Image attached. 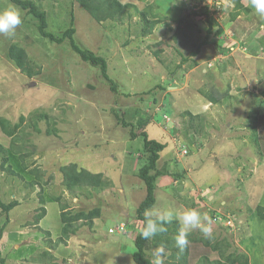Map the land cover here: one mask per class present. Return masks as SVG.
Wrapping results in <instances>:
<instances>
[{
  "label": "rangeland",
  "instance_id": "1",
  "mask_svg": "<svg viewBox=\"0 0 264 264\" xmlns=\"http://www.w3.org/2000/svg\"><path fill=\"white\" fill-rule=\"evenodd\" d=\"M33 1L47 15L48 32L60 36L72 26L76 45L105 59L117 93L68 40L41 37L33 16L0 0V10L15 6L23 19L13 36L0 35V116L20 122L15 147L24 155L22 163L5 147V167L14 175L0 167V200L19 202L0 237L4 264H135L143 140H130V128L118 126L113 110L135 130L140 118L150 117L148 138L166 146L151 209H195L212 221L210 238L191 231L186 263L163 248V264H264V18L247 0L248 11L234 20L230 0H118L120 17L99 23L75 0ZM209 28L208 45L188 58ZM13 45L24 50L31 78L10 59ZM254 123L257 135L240 134ZM69 163L101 173L106 186L68 191L60 168ZM43 194L47 221L58 220L62 205L69 215L98 209L99 217L76 222L79 233L52 246L61 222L48 236V224L43 230L34 222ZM53 197L59 201L48 206ZM5 218L0 210V228ZM121 225L125 233H117ZM156 249L149 240L152 261Z\"/></svg>",
  "mask_w": 264,
  "mask_h": 264
},
{
  "label": "trees",
  "instance_id": "2",
  "mask_svg": "<svg viewBox=\"0 0 264 264\" xmlns=\"http://www.w3.org/2000/svg\"><path fill=\"white\" fill-rule=\"evenodd\" d=\"M11 3L19 7L20 9L26 11L28 15L33 16L37 21V30L41 37L49 40L50 42L61 44L65 40L69 41V44L74 52H76L79 57L85 61L88 62L90 65L94 67H98L102 77L106 81L107 84H109V90L116 94L117 93V86L115 83L108 77L107 75V64L103 57H100L98 55H95L93 52L89 50H83L80 49L73 38V35L75 33V29L71 26L60 36L54 35L53 33L48 32L47 26V15L44 11L40 10L36 3L33 0H9ZM81 7H83L86 12L92 16L97 22H103L106 20H116L120 17L122 13V5L118 2V0H75ZM234 5L235 13H232L230 16L231 20L236 19V17L240 13L247 12L248 9L243 6L242 0H230ZM142 17L145 19V15H142ZM73 18V16H72ZM72 21V19H71ZM146 24H149L151 26L155 25V21L149 22L148 20L145 21ZM208 35H210V28L208 29L206 35L204 38L199 42L195 50L192 51L188 58L196 57L198 56L200 50L208 45ZM9 57L12 59L17 66L18 69L22 73H24L28 78H31L33 76V73L29 71L28 68H25L26 64V54L23 49L18 48L17 46L13 45L9 48ZM188 58H182L181 63H185L188 61ZM192 65L195 66L196 62L193 60ZM210 103H217V100L213 97H210L208 99ZM113 113L115 115V118L120 126L123 128H130L129 130V139L134 140L138 137H141L143 140V147H142V156L145 160L144 164L138 169L137 171V177L143 182L144 189H145V197L144 199L138 204L136 208V218L135 221L138 223V233L135 236L133 243H134V251L132 252L131 258L135 264H153V261L146 255L145 248L149 240L144 239L140 235V231L144 225L145 221V211L150 210L156 202L155 198V189H156V179L160 177V173L157 170V163L160 159V153L165 149V144L160 143L156 140L148 138L147 133L145 132L146 126L150 123V117H148L146 120H143L140 118L137 121V129L135 130V126L132 123L126 122L117 112L113 110ZM192 118V114L190 115ZM194 117V116H193ZM255 116L254 122H259V119ZM40 118H44V115H41ZM167 119V117H164ZM20 121L23 118H19ZM263 127V124H260ZM20 127V122L11 124L7 119L0 116V130L1 132L9 137L11 139L10 141V150L13 154L18 155L19 159L23 163L24 155L22 152H20L19 149H16L15 142H16V131ZM249 131H251L250 135L252 133L258 134L259 128L256 123H254L253 126H251L250 129L240 132V134H249ZM258 139L254 140L255 146L258 148L261 147L258 144ZM0 154H1V164L0 167L3 171L8 172L9 174L14 175V172L11 170L10 166L5 165L8 162L7 158V149L4 148L0 144ZM187 154V152H186ZM60 172L63 176V184L67 188L68 191H74L80 187L83 186H89L92 188H101L105 187L106 183L102 179L101 173H94L85 169H78L75 163H69L65 164L60 168ZM30 173L36 178L37 174L35 170H31ZM38 178V177H37ZM31 183V182H30ZM56 202L59 201L58 198L55 200ZM39 203L41 204V207L39 208V214L35 217V226H38L39 221L42 219V217L45 214V208H44V199L43 197L39 198ZM19 205V202L16 200H12L9 203H3L0 200V210L6 215L5 221L3 223V226L0 228V237L2 235V231L5 227V225L8 223V214L9 212L14 209L16 206ZM263 208H259V214L263 218L262 214ZM99 217V210L94 209L90 212H79L74 215H69L68 212L65 211V207L62 205L60 207V219L62 223L61 228V235L57 239V241H54L53 244L49 241V244L52 246H55L58 243H64L66 241V238L68 236L76 235L78 232V229L80 227L75 225L76 222L80 220H92L93 218ZM167 233L159 235L154 240V246L156 248H166L169 250V252L175 255H178L180 259L183 260V262L186 263L187 257H188V247L185 249L183 253H180L178 247L175 244V237L179 232L180 226L179 223L175 220H173L172 223L168 224L167 226ZM48 235H50V232H45ZM50 240V239H49ZM190 240V239H189ZM213 250L216 251V249L213 248ZM47 252V251H46ZM47 254V253H45ZM48 256V255H45ZM234 263L236 261L234 260ZM0 264H4V260L0 258ZM48 264H56L51 260ZM184 264V263H183ZM246 264V262H245Z\"/></svg>",
  "mask_w": 264,
  "mask_h": 264
},
{
  "label": "clouds",
  "instance_id": "3",
  "mask_svg": "<svg viewBox=\"0 0 264 264\" xmlns=\"http://www.w3.org/2000/svg\"><path fill=\"white\" fill-rule=\"evenodd\" d=\"M247 3L248 7L257 16L264 18V0H247ZM22 23V12L15 6L0 10V35L13 36ZM144 215L145 221L140 235L146 240H151L167 233L168 229L166 226L172 223L174 219L180 224L181 227L175 237V244L180 253H183L188 247L189 236L193 229H199L205 238L212 236V221L207 216H202L195 209H186L179 213L172 210L160 211L151 209L146 210ZM115 236L116 234H110V238ZM162 255L163 248L156 249L153 253V264H163Z\"/></svg>",
  "mask_w": 264,
  "mask_h": 264
},
{
  "label": "crops",
  "instance_id": "4",
  "mask_svg": "<svg viewBox=\"0 0 264 264\" xmlns=\"http://www.w3.org/2000/svg\"><path fill=\"white\" fill-rule=\"evenodd\" d=\"M2 117V116H1ZM5 118V117H4ZM12 117H6L5 119H7L11 124H14L15 122L11 119ZM117 123V122H116ZM118 126H120L119 124H118ZM122 127V126H121ZM123 128V127H122ZM3 135V133L1 132V130H0V138H1V136ZM117 140L118 139H112V143H116L117 142ZM10 141H11V139L9 138V137H7L6 136V140H0V144L5 148H7V147H9V145H10ZM135 161V160H134ZM139 168V167H138ZM35 181V180H34ZM44 195V196H43ZM41 197H43V199H44V202H45V204H47V200L49 199L47 196H45V194H43ZM54 198V197H53ZM52 199V198H51ZM56 200V198H54L53 199V202H50V203H48V206L49 205H51L52 203L53 204H55V201ZM56 211H59V212H56V214L58 215V220L56 221V220H52V221H47L46 220V218H47V216L49 215V212L47 211V213H45V215L42 217V219L39 221V223H38V226L40 227H43V228H41L40 227V229H43V230H45V228H44V225H45V223H47L48 224V228H46L47 230H45V231H50V233L52 234V232H51V229L54 227V224L55 223H58V221H60L61 222V219H60V209L58 210V208H57V206H56V209H55ZM41 224V225H40ZM59 224V223H58ZM53 225V226H52ZM61 225H62V223H61ZM82 228V227H81ZM76 237V236H75ZM73 238V237H72ZM71 238V239H72ZM118 240H119V238H118Z\"/></svg>",
  "mask_w": 264,
  "mask_h": 264
},
{
  "label": "built area",
  "instance_id": "5",
  "mask_svg": "<svg viewBox=\"0 0 264 264\" xmlns=\"http://www.w3.org/2000/svg\"><path fill=\"white\" fill-rule=\"evenodd\" d=\"M186 152H187V151L184 149V150L182 151L181 155H185ZM109 230H110V231H109V234H113V230H112V229H109ZM124 232H125L124 225L119 226V228H118V232H117V233H124Z\"/></svg>",
  "mask_w": 264,
  "mask_h": 264
},
{
  "label": "water",
  "instance_id": "6",
  "mask_svg": "<svg viewBox=\"0 0 264 264\" xmlns=\"http://www.w3.org/2000/svg\"><path fill=\"white\" fill-rule=\"evenodd\" d=\"M112 239H113V240H118V237L115 236V237H113Z\"/></svg>",
  "mask_w": 264,
  "mask_h": 264
}]
</instances>
